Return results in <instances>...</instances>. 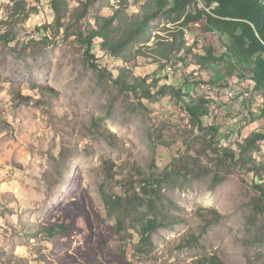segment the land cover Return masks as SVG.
<instances>
[{"label":"rangeland","instance_id":"obj_1","mask_svg":"<svg viewBox=\"0 0 264 264\" xmlns=\"http://www.w3.org/2000/svg\"><path fill=\"white\" fill-rule=\"evenodd\" d=\"M51 1L25 0L37 13L10 20L13 3L0 0V27L15 35L0 41V264H195L212 255L264 264V141L252 158L239 154L264 127L262 97L249 80L196 64L210 43L222 52L220 38L191 24L184 49L165 60L159 42L180 30L166 14L130 38L153 0H61L60 23ZM109 15L107 42L117 51L102 38L88 51L84 38ZM141 80L153 92L170 84L206 96L211 112L202 121L218 127L219 143L177 98L127 89ZM231 148L235 160L220 156ZM167 171L180 175L161 186L163 226L152 247L140 245L139 215L120 231L100 190L133 200L145 178Z\"/></svg>","mask_w":264,"mask_h":264},{"label":"trees","instance_id":"obj_2","mask_svg":"<svg viewBox=\"0 0 264 264\" xmlns=\"http://www.w3.org/2000/svg\"><path fill=\"white\" fill-rule=\"evenodd\" d=\"M25 0H11L13 11L10 20L22 18L24 20L36 14V9H27ZM52 8L55 11L56 19L60 23L62 18V5L65 2L61 0H52ZM166 14L169 20L179 26L178 33L173 34V39H162L159 42L158 54L162 59H169L174 53L181 52L186 45L184 41L185 27L194 23L203 22V32L206 34H215L220 38L224 48L222 52L217 53L215 45L210 43L203 47L204 53L195 55L196 64L203 69L211 66H219L225 69L226 74L230 77L236 76L239 81L249 80L252 87L249 89L256 92L262 97L259 115L264 117V0H153L152 5L143 9L141 16L134 21L135 31H132L130 38L133 39L138 34H143L149 21ZM84 15V14H83ZM102 16L103 25L91 27L89 34L84 38L88 51L92 48L93 42L97 38H102L103 45L110 52L115 53L117 50L110 49L108 46V35L106 30H112L115 22V15ZM63 26V25H62ZM61 26V27H62ZM127 29H129L127 27ZM77 35L83 37V31H76ZM14 32L2 31L0 27V41L9 44L14 40ZM223 37L227 41L222 40ZM123 45L119 44V48ZM189 53L193 47H188ZM90 57H94L89 53ZM138 81V80H136ZM147 84L145 80L140 83H128L127 89L134 93H141L143 97L151 99L157 96L170 95L177 98L184 107L191 122L197 126L198 130L206 131L210 136V141L217 142L219 129L216 125L205 126L203 118L210 115L211 109L208 107L209 100L204 95L193 97L186 93L182 88L170 84H161L154 87ZM248 91V89L246 88ZM17 98L23 102H29L30 97H24L20 93ZM246 102V98L243 99ZM257 113V112H256ZM264 141V127L255 130L250 136L245 138V143H240V156L252 158V153L260 149V143ZM219 153V151H218ZM222 157L235 160L236 151L234 149H224L220 153ZM254 172L256 168L252 169ZM178 175H180L178 173ZM176 171H167L158 177H148L142 183L141 193L133 200L121 196L110 194L102 186L100 192L103 201L110 214L116 215L117 226L120 231L126 228V222L131 214L135 212L139 215L141 227L139 231V244L148 247L153 246L152 235L158 228L163 226V219H160L162 211L160 209L161 186L169 178L178 176ZM216 182H221L223 177L216 176ZM144 184V185H143ZM261 200L264 201V188L259 187ZM141 207H144L141 209ZM61 226V227H60ZM65 225H59L63 230ZM76 256H71L74 261ZM69 264V263H68ZM195 264H226L219 256L203 257L197 260Z\"/></svg>","mask_w":264,"mask_h":264},{"label":"built area","instance_id":"obj_3","mask_svg":"<svg viewBox=\"0 0 264 264\" xmlns=\"http://www.w3.org/2000/svg\"><path fill=\"white\" fill-rule=\"evenodd\" d=\"M226 94L229 96V97H233V92L232 91H228L226 90ZM236 121V120H235Z\"/></svg>","mask_w":264,"mask_h":264}]
</instances>
